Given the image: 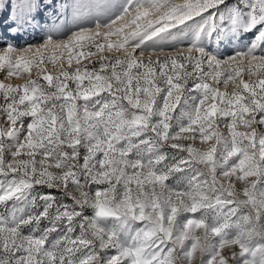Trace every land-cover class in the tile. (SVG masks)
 <instances>
[{
  "label": "snow or ice",
  "instance_id": "snow-or-ice-1",
  "mask_svg": "<svg viewBox=\"0 0 264 264\" xmlns=\"http://www.w3.org/2000/svg\"><path fill=\"white\" fill-rule=\"evenodd\" d=\"M0 21V264H264V0Z\"/></svg>",
  "mask_w": 264,
  "mask_h": 264
},
{
  "label": "rangeland",
  "instance_id": "rangeland-1",
  "mask_svg": "<svg viewBox=\"0 0 264 264\" xmlns=\"http://www.w3.org/2000/svg\"><path fill=\"white\" fill-rule=\"evenodd\" d=\"M5 3L13 4V6L16 3H22L24 0H4ZM65 3H72L73 0H64ZM177 2H180V0H177ZM11 15V12L9 13ZM50 16V10H46L44 13H42L40 19L43 24V21L47 19ZM70 18V17H69ZM63 19V17H61ZM10 21H0V46H4L6 44H14L17 46H26L29 43H36L40 41V36L42 35L40 30H36L33 32L31 29H28L26 32L21 33L20 35H15L14 33L10 32L7 29V24ZM52 23L51 19H48V24L44 25V27L50 26ZM56 23H59V21H56ZM185 43H187V39H185ZM55 69L51 68L49 66V71H54ZM0 79H3V73H0ZM4 83H11L12 85H22L25 83L22 79H16L11 78L4 80ZM178 110V109H177ZM197 147H199V142H197ZM171 183V181H169Z\"/></svg>",
  "mask_w": 264,
  "mask_h": 264
}]
</instances>
